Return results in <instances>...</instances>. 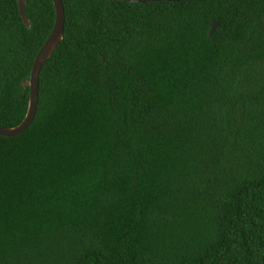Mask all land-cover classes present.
Here are the masks:
<instances>
[{"label": "trees", "instance_id": "obj_1", "mask_svg": "<svg viewBox=\"0 0 264 264\" xmlns=\"http://www.w3.org/2000/svg\"><path fill=\"white\" fill-rule=\"evenodd\" d=\"M24 1L30 28L0 0L3 128L55 22ZM61 1L35 119L0 136V264H264V0Z\"/></svg>", "mask_w": 264, "mask_h": 264}, {"label": "water", "instance_id": "obj_2", "mask_svg": "<svg viewBox=\"0 0 264 264\" xmlns=\"http://www.w3.org/2000/svg\"><path fill=\"white\" fill-rule=\"evenodd\" d=\"M131 3H148V2H159V1H174V0H120ZM54 11H55V22L53 29L46 39L40 50L38 51L30 73V78L27 82H24V89L29 90L28 106L24 120L14 128H3L0 127V136L5 138L16 137L25 132L35 119L38 101H39V77L42 69L44 68L47 61L51 58L53 53L56 51L58 46L63 40L64 27H65V15L64 6L61 0H51ZM18 14L27 27H31L30 20L26 15V7L24 0H17ZM218 23L213 22L210 25L209 36H212L216 31Z\"/></svg>", "mask_w": 264, "mask_h": 264}]
</instances>
